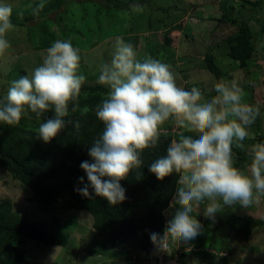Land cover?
Segmentation results:
<instances>
[{
  "label": "clouds",
  "instance_id": "clouds-1",
  "mask_svg": "<svg viewBox=\"0 0 264 264\" xmlns=\"http://www.w3.org/2000/svg\"><path fill=\"white\" fill-rule=\"evenodd\" d=\"M47 0H39L34 12L43 10ZM12 0H0V57L11 48L8 33L12 22ZM111 59L99 65L97 83L108 88L96 106V118L103 130L88 149L91 161L80 164L85 177L78 193L91 199L101 197L112 206L125 202L127 189L121 181L135 171L142 179L146 149L158 147L166 136V124L181 130L168 143L165 154L149 166L157 180L170 169H178L175 191L164 210L161 229H152L150 238L166 248L174 237L185 243L202 234L198 216L215 222L225 208L249 209L264 197V142L245 149L244 141L254 139L249 129L261 117V107L247 103L239 79H221L211 85L215 95H205L198 79L179 86L171 66L158 59H138L135 46L122 36L114 38ZM82 55L71 39H58L46 49L42 63L29 74L10 82L0 96V125L16 126L32 114L40 120L37 139L50 144L79 120L69 113L79 108L86 75L80 72ZM86 95V93H85ZM86 111V110H85ZM234 147L246 150L250 162L238 167ZM201 206L203 210L201 212ZM54 256L52 260L54 261Z\"/></svg>",
  "mask_w": 264,
  "mask_h": 264
},
{
  "label": "rangeland",
  "instance_id": "rangeland-1",
  "mask_svg": "<svg viewBox=\"0 0 264 264\" xmlns=\"http://www.w3.org/2000/svg\"><path fill=\"white\" fill-rule=\"evenodd\" d=\"M64 1L62 7L55 10L52 4L61 5V0H47L44 9L35 13L39 0H12V19L24 20L33 14L36 17L7 35L11 48L0 57V96L6 95L10 82L22 76V70L27 75L39 66L46 49L58 39H71L73 45L80 48V72L86 75V82L96 83L99 65L111 59L114 38L122 36L135 46L138 59L152 57L169 64L177 75L179 86L195 78L201 81L203 94L212 96L215 92L210 89L214 82L239 79L242 86H246V102L254 98L262 113L249 129L254 139H247L245 149L259 142L258 120H262L264 131V0L258 5H255L258 0ZM112 3L125 6L107 5ZM225 5L233 7V17L249 28L256 44L248 73L229 56V38L236 29L219 21ZM47 9H52L51 13L43 20L41 16L47 14ZM168 37H172L171 43L166 42ZM208 52L216 54L215 61L223 69L220 78L206 69ZM245 81L247 85L243 84ZM25 122L37 130L41 120L32 115ZM166 126L172 127L166 124L164 130ZM183 127H173L169 131L177 134ZM31 196V191L0 167V199L10 200L18 214L28 213L32 219L45 223L57 216L64 225L63 234L54 246L26 239L27 254L23 264H156L145 258H135L137 250L103 248L93 225L94 218L88 211L61 207L45 213L29 199ZM243 215L263 219L264 197L249 209L226 207L217 214L214 223L198 216L204 225L202 234L187 243L175 241L178 251L174 253L178 260L164 264H264V225L256 227L247 240L236 222L237 217ZM127 254L132 256L130 260Z\"/></svg>",
  "mask_w": 264,
  "mask_h": 264
},
{
  "label": "trees",
  "instance_id": "trees-1",
  "mask_svg": "<svg viewBox=\"0 0 264 264\" xmlns=\"http://www.w3.org/2000/svg\"><path fill=\"white\" fill-rule=\"evenodd\" d=\"M259 1L261 0L255 2V5H258ZM64 2L61 0L60 6L52 5L57 10ZM107 5L114 8L125 6L118 3ZM51 10L47 9V14L41 16L43 20L48 19ZM35 17L33 14L24 20L14 18L12 22L15 27L25 26L27 22L35 20ZM219 21L235 27L236 31L229 38V56L248 73L256 53V44L249 28L233 17L231 5L222 7V18ZM166 42L171 43L172 37H168ZM215 60L216 54L208 52L206 69L216 78H220L224 72ZM21 74L26 75V71L22 70ZM245 83L243 84L247 85V81ZM107 92L108 88L97 82H86L82 88L78 110L70 111L69 117L65 118L73 122L79 120L80 131L76 132L74 126L70 124L50 144L37 139V130L26 125V118L16 126L0 125V167L6 169L14 179L31 191L32 196L29 199L36 202L43 212L51 213L63 207L91 213L94 218L93 225L101 237L100 244L103 248L137 250L138 255L135 258L138 260L145 258L151 262L155 261L156 264L176 261L178 258L174 252H177L178 248L174 237L170 236L166 241L168 244L166 249L150 238L152 229H161L164 225L163 213L169 207V200L175 191L179 170L170 169L161 181L149 171V166L155 159L165 154L170 139L175 135L169 131L173 125L165 127L167 135H162L157 148L145 150L142 179L138 180L133 171L127 179L121 181L127 189L128 199L125 202L112 206L104 198L93 196L89 199L81 196L76 190L83 187V184L79 183V177L84 176L87 181L80 164L85 160L91 161L88 149L103 130V124L96 118L95 108L105 98ZM249 103L257 105L254 98ZM32 115L34 117V114ZM53 117L54 112L49 111L40 120L43 122ZM258 121V128H261L259 142H264L262 120ZM246 142L247 139L244 143ZM233 150L237 166L244 168L250 162L248 152L235 147ZM236 222H239V231L248 240L256 227L264 225V218L243 215L237 217ZM63 231L64 225L59 217L53 216L49 223H45L32 219L28 213L18 214L10 200L0 199V264H23L27 254L26 239L34 240L39 245L54 246ZM131 258L132 256L127 254V259Z\"/></svg>",
  "mask_w": 264,
  "mask_h": 264
},
{
  "label": "built area",
  "instance_id": "built-area-1",
  "mask_svg": "<svg viewBox=\"0 0 264 264\" xmlns=\"http://www.w3.org/2000/svg\"><path fill=\"white\" fill-rule=\"evenodd\" d=\"M167 246H168V244L166 243V248H167ZM164 248H165V247H164ZM166 248H165V249H166Z\"/></svg>",
  "mask_w": 264,
  "mask_h": 264
},
{
  "label": "bare ground",
  "instance_id": "bare-ground-1",
  "mask_svg": "<svg viewBox=\"0 0 264 264\" xmlns=\"http://www.w3.org/2000/svg\"><path fill=\"white\" fill-rule=\"evenodd\" d=\"M167 39V38H166Z\"/></svg>",
  "mask_w": 264,
  "mask_h": 264
}]
</instances>
